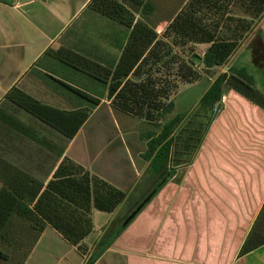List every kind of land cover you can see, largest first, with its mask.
Listing matches in <instances>:
<instances>
[{
	"label": "crops",
	"instance_id": "obj_1",
	"mask_svg": "<svg viewBox=\"0 0 264 264\" xmlns=\"http://www.w3.org/2000/svg\"><path fill=\"white\" fill-rule=\"evenodd\" d=\"M151 17L154 19L155 13ZM138 20L143 19L127 8L117 13L95 0H0V157L45 184L67 157L130 194L145 177L149 166L142 158L146 142L137 131V127L147 124L114 109L112 99L108 98V86L98 81L89 82L84 78L86 75L47 52L69 49L102 67L114 69ZM171 20L159 23V26L164 25L156 30L162 31L159 37ZM250 37L243 42L246 46ZM53 43L58 46L54 47ZM254 48L261 50L258 38ZM239 50L234 56L239 55ZM74 82L83 83L89 91L85 93L100 101L91 117L101 111L108 117H119L121 123L115 122L117 137L114 135L102 143L99 140L98 144L88 141L83 130L87 121L65 146L56 130L6 100L10 90L18 88L45 105L72 111L85 107L75 101L77 95L69 88L78 89ZM257 118L264 126V110L260 109ZM122 128L127 136L138 135L145 143L140 146L141 141L132 137L128 138V145L120 137ZM246 143L245 155L231 161L226 159V162L218 160L236 167L233 180H228L223 170L215 175L216 179L208 181L184 173L181 185L170 190L172 200L167 206H147L164 194L168 183L174 182L182 169L188 168L187 172L191 173V163L180 166L178 173L94 264H264V247L250 255L239 256L264 204V142L259 140L260 149L249 155L247 153L256 150V146ZM90 145L96 148L93 152ZM210 161L203 165L211 167ZM188 181L195 188L194 193L187 190ZM145 189L137 193L135 200ZM189 198L194 202L192 206L184 203ZM135 202L122 204L111 215L93 212L94 225L98 217L100 231L83 242L85 255L54 229L47 228L25 264H87L101 237L122 223ZM137 219L143 220L140 226L134 224ZM156 246L160 248L155 252ZM170 246H178L180 253L169 256L165 248ZM190 250L192 253L187 254Z\"/></svg>",
	"mask_w": 264,
	"mask_h": 264
},
{
	"label": "trees",
	"instance_id": "obj_2",
	"mask_svg": "<svg viewBox=\"0 0 264 264\" xmlns=\"http://www.w3.org/2000/svg\"><path fill=\"white\" fill-rule=\"evenodd\" d=\"M95 1L117 13L127 8L143 19L134 25L116 67H102L65 48L47 54L108 86L114 109L143 121L152 130L143 136L146 150L142 158L149 163L147 173L133 192L146 189L122 223L101 237L87 264H94L112 246L130 214L154 190L157 194L197 152L203 134L195 136L190 114H177L164 121L174 113L173 97L180 85L202 80L196 62L208 74L226 66L264 17V0H185L159 37L156 30L160 22L151 17L156 13L152 0ZM200 46L207 47L202 56L194 53ZM186 50L192 52V58L183 56ZM244 74L233 67L216 77L198 104L204 118L213 120L227 91L264 110V95ZM69 88L91 106L63 111L38 102L18 88L11 89L6 100L56 130L67 146L100 104L85 92ZM0 184V264H25L47 228L54 229L85 255L82 244L94 233L93 212L111 215L122 204L131 203L134 194L121 191L67 157L47 184L0 157ZM262 247L264 204L239 256Z\"/></svg>",
	"mask_w": 264,
	"mask_h": 264
},
{
	"label": "rangeland",
	"instance_id": "obj_3",
	"mask_svg": "<svg viewBox=\"0 0 264 264\" xmlns=\"http://www.w3.org/2000/svg\"><path fill=\"white\" fill-rule=\"evenodd\" d=\"M184 1L185 0H152L151 2L156 6L155 20L161 23L169 21L173 16L172 14L178 8H180ZM262 19L255 24L253 31L249 34L248 38L251 36L249 40V45L246 46L247 44L245 45L243 43L244 46H242L239 50V55L232 57V59H230L226 66L216 69L212 71L211 74H208L203 70V68L198 64V62H196L195 69L200 72L202 80L196 85H180V89L173 97V101L175 102L174 113L166 117L164 121H170L177 114H190V121H192V126L194 128L196 127L195 136L203 134L202 141L197 152H195V154L190 160V168H192L191 173L187 172L188 168L182 169L180 171L182 175H178V178L174 182H169L165 190L163 191L164 194L160 195L158 199H155V201L149 203L147 206H167L172 200L170 190L181 185V183L184 181V173L185 176L186 174L191 176L197 175L200 176V180L207 178L208 181V179H216L215 175L219 174L221 170H223L224 174L227 175V179L233 180L236 172V167L233 165L232 167L225 165L226 159L231 161V159L233 158L240 157L243 154L245 155V141L256 146V150L250 151L249 153H247V155L253 152H257L260 149L258 141L263 140L264 142V126H261V120L257 118L260 114V109L253 107L251 103H249L246 99L240 97L237 93L227 91L225 97L223 98L224 102L222 101L220 110L215 113V117L211 121L210 117L204 118V113L202 110H200V106H198V104L201 97L204 95L210 85L214 82L216 77L223 73H229V70L230 68H232L233 62H235L236 58L238 59L235 67L243 69L245 72V77L253 81V87L264 95V55H262L259 50L254 48L258 36H261V38L264 39V17ZM258 25L259 27L256 28ZM163 26L164 25H160L159 27L163 28ZM158 31H160L162 34V31L160 29ZM248 38L245 40V42L248 41ZM205 51V47H196L194 53L202 56ZM191 53L192 52H188L186 50L183 56L186 59L192 58ZM84 78L89 82L95 84L94 79L87 76ZM73 85L81 91L89 93L87 86L83 85V83L74 82ZM75 101L85 104L86 107L91 106L88 105L87 102L83 101V99L77 96L75 97ZM115 122L116 124L121 123L118 116L116 118H111L106 115H103L102 111L99 114H95V116L93 115L91 118H89L87 125L83 129L85 133V138L91 142L96 141V143L98 144L99 142L102 143L104 140L108 141L114 135L117 137L119 132L116 131ZM198 127H201V132L200 130H198ZM149 130H152V127L148 125H144L139 129L137 127L138 133L143 136ZM122 131L123 133L120 132V137H123L122 141L125 140L127 144L129 142V139H131L132 137L138 138V142L141 141V144H139L140 146L143 145L142 143H145L143 140H141L140 136H127V133L123 128ZM248 143H246L247 146L249 145ZM95 149V147L92 148V146L90 145L91 152H93V150ZM219 159H225V162L218 161ZM208 160H211V163L209 165H211L212 168L210 166L209 168H207L203 165L204 162ZM218 163L220 165H217ZM208 170L210 172L209 174H206ZM203 174L211 176L204 177ZM203 185L207 187L206 184ZM208 185L210 187L211 184ZM186 187L187 190H190L189 192L194 193L195 188L192 186V183L190 181L186 183ZM133 191L134 190H132V194L135 192ZM138 192L133 194L131 198L133 201H136L135 199L137 197ZM192 197L194 198V196ZM178 201L180 202L179 199ZM184 203H186V206H192L194 204L193 200H191L190 198L184 201ZM142 222L143 220L137 219L134 224L140 226ZM99 231L100 224L99 219L97 217L94 225L93 234H97ZM165 231L166 228H164V232ZM158 248L160 247H155V252ZM165 249L167 250V254L169 256L174 257L180 253V249L178 246H170L166 247ZM190 252L192 253L191 250L187 251L186 253L188 254Z\"/></svg>",
	"mask_w": 264,
	"mask_h": 264
},
{
	"label": "water",
	"instance_id": "obj_4",
	"mask_svg": "<svg viewBox=\"0 0 264 264\" xmlns=\"http://www.w3.org/2000/svg\"><path fill=\"white\" fill-rule=\"evenodd\" d=\"M166 182L164 180L160 185L159 188ZM157 190H154L150 195H148L143 202L130 214V216L125 220L123 223V227L125 228L140 212L141 210L150 202V200L155 196Z\"/></svg>",
	"mask_w": 264,
	"mask_h": 264
},
{
	"label": "flooded vegetation",
	"instance_id": "obj_5",
	"mask_svg": "<svg viewBox=\"0 0 264 264\" xmlns=\"http://www.w3.org/2000/svg\"><path fill=\"white\" fill-rule=\"evenodd\" d=\"M258 27H259V25L256 28H258ZM257 38H258V42L260 43V46H261L260 52L262 55H264V39L261 38V36H258Z\"/></svg>",
	"mask_w": 264,
	"mask_h": 264
},
{
	"label": "built area",
	"instance_id": "obj_6",
	"mask_svg": "<svg viewBox=\"0 0 264 264\" xmlns=\"http://www.w3.org/2000/svg\"><path fill=\"white\" fill-rule=\"evenodd\" d=\"M157 34H159V35H160V34H161V32H160V31H157ZM53 45H54V46H56V45H58V44H57V43H53ZM90 257H91V256H90ZM90 257H89V259H90Z\"/></svg>",
	"mask_w": 264,
	"mask_h": 264
}]
</instances>
